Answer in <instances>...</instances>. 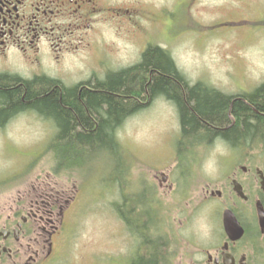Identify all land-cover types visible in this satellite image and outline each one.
Masks as SVG:
<instances>
[{"label":"rangeland","instance_id":"374dc122","mask_svg":"<svg viewBox=\"0 0 264 264\" xmlns=\"http://www.w3.org/2000/svg\"><path fill=\"white\" fill-rule=\"evenodd\" d=\"M104 1L108 10L102 13L103 19L96 23L90 40V31L83 32L89 45L83 47L81 56H64L63 67H76L83 61L87 71H99L102 65L126 68L140 61L147 46L154 45L168 52L189 84L202 81L232 94L251 92L264 82V0ZM110 6L116 9L110 10ZM102 57L104 64L97 63L96 59ZM170 104L158 98L120 123L114 132L122 155L118 172L107 181L106 170L97 164L100 159L111 166V152L97 150L89 155L83 151V158H93L86 170L79 166L55 168L53 155L49 150L44 152V146L56 128L33 113L20 114L0 128V208L26 193L35 177L43 181L39 183H62L66 195L77 196V204L75 198L73 215L68 214L66 221L68 227L56 242L59 256L52 264H128L138 253V246L142 253L158 235L171 239L177 234V198H163L161 188L151 178L156 171L172 169L185 177L181 215L187 219L180 235L195 236L196 224L201 220L194 208V178L203 179L204 169H211V158L219 149L206 143L202 144L203 155L195 158L172 155L176 144L180 149L182 143L175 141L180 124L178 112ZM261 148L264 150V142ZM48 172L52 178L45 176ZM151 201L161 206L156 210L162 227L137 235L117 212L126 213L129 202L137 204L136 212L141 213L140 208L145 207L154 209ZM152 218L158 221L154 212Z\"/></svg>","mask_w":264,"mask_h":264},{"label":"flooded vegetation","instance_id":"af4514ba","mask_svg":"<svg viewBox=\"0 0 264 264\" xmlns=\"http://www.w3.org/2000/svg\"><path fill=\"white\" fill-rule=\"evenodd\" d=\"M104 10H108L104 0H0V74L17 75L23 80L44 75L59 80L66 87H81L79 84L104 79L108 72L123 70V67L113 69L102 65L99 71L94 68L87 71L83 61L76 67L62 66L67 54L81 56L83 47L89 45L84 41L83 32L90 31L87 38L90 40L96 23L103 19ZM102 59L98 58L96 62L104 64ZM68 77L76 78L70 82ZM165 99L178 112L180 133L175 141L181 140L183 144V150L176 144L172 155L195 158L203 155L202 144L206 143L217 146L219 152L211 158V169H204L203 179L202 176L194 178V208L201 220L196 224L195 236L180 235L187 219L181 215L184 212L182 202H185L184 175L176 174L172 169L152 174V183L163 191L161 196L166 199L171 195V200L176 197L179 208L178 221L174 225L177 234L171 239L162 235L152 239L150 249L144 247L143 250L148 249L147 258L154 254L156 264H264L262 144H256L251 138L232 142L217 133L201 142L185 139L177 105L173 100ZM25 112L32 115V109L17 112L0 128ZM230 119L233 120V116L230 115ZM119 125L113 130L114 138ZM51 174L48 172L45 176L52 178ZM35 180L36 177L32 182L30 180L31 186L26 193L0 208V264H52L58 258L56 242L68 227L67 217L73 215L72 205L75 198L77 204V196L66 195L62 183L51 181L59 185L56 189L49 182ZM151 196L153 199V192ZM129 203L131 206L136 204ZM150 203L154 209L145 207L152 212L144 214L143 222L155 223L154 212L158 219L154 227L161 229V217L156 210L161 206ZM122 218L127 223L128 219ZM154 243L157 251L153 250ZM139 249L138 246L136 252L140 253Z\"/></svg>","mask_w":264,"mask_h":264},{"label":"trees","instance_id":"16d2710c","mask_svg":"<svg viewBox=\"0 0 264 264\" xmlns=\"http://www.w3.org/2000/svg\"><path fill=\"white\" fill-rule=\"evenodd\" d=\"M169 56L160 47L149 45L137 63L108 72L102 80L79 84L81 87H66L44 75L23 80L17 75L0 74V125L17 112L31 109L52 117L47 120L58 131L47 150L53 153L55 168L59 169L85 165L93 159L83 158V151L89 155L101 148L111 154L117 152L113 130L126 115L142 108L140 101L146 92L150 97L164 94L175 102L185 139L193 138L201 128V139L217 133L232 142L264 133V82L251 92L232 94L202 81L190 85ZM179 146L182 150L183 145ZM110 156L111 166L100 159L97 164L109 176L107 168H116L120 160L119 155ZM139 212L136 219L126 217L127 228L137 235L144 234L143 230L157 231L155 223L144 224ZM147 250L137 253L128 264H156L154 254L147 258Z\"/></svg>","mask_w":264,"mask_h":264},{"label":"bare ground","instance_id":"6f19581e","mask_svg":"<svg viewBox=\"0 0 264 264\" xmlns=\"http://www.w3.org/2000/svg\"><path fill=\"white\" fill-rule=\"evenodd\" d=\"M183 90V89H182ZM158 98H160V99H164V97L162 96V94H156V95H153L152 97H150V95L149 94H147V92L145 93V98L143 99V101H140V104H141V106L143 107L144 105H148L149 103H151V102H153V101H155V100H158ZM165 98H167V97H165ZM170 100H172V99H170ZM32 112H33V114L34 115H37V116H40V117H42V118H45V120H47V119H49V120H51L52 119V117H49V116H44V115H42L41 113H39V112H37V111H35L34 109L32 110ZM230 112V111H229ZM127 116V115H126ZM125 116V117H126ZM123 119H125V118H123ZM53 120V119H52ZM48 121V120H47ZM203 129L201 128V129H198L195 133H194V135H192V137L194 138V139H196L198 142H201L202 140H204V139H206V137H204V139H201V133L202 132H204V130L202 131ZM58 130H57V128L55 129V132L53 133V136L51 137H49L50 139L48 140V142L46 143V146H44L45 147V150H44V152L45 151H47V147H48V145H49V143H50V141L52 140V138L54 137V135H55V133L57 132ZM191 134H193V133H191ZM188 135H190V134H188ZM220 136H222L221 134H219ZM258 138H259V140H258ZM251 139L253 140V142H257V140H258V142L259 143H257V144H263V142H264V133L263 134H258V136H254V137H251ZM103 149V151L104 150H106L105 148H102ZM52 155H53V153H52ZM113 155H122V153L120 152V151H118L117 150V152L115 151V153H113ZM110 156V155H109ZM119 162H120V160L117 162V165L115 166L116 168H110V169H107V172L109 173V174H115V173H117L118 172V166H119ZM112 165V164H111ZM74 166H79L81 169H84L85 168V166H87L86 164L84 165H74ZM73 166V167H74ZM69 168H71V167H69ZM59 169V168H58ZM61 169H67V168H61ZM84 170H86V169H84ZM107 174V173H106ZM110 175V176H111ZM110 176L109 175H107V177H105V179H104V181H107L109 178H110ZM107 179V180H106ZM106 185H107V183H106ZM127 207H130V209L129 210H126L127 212L126 213H123V214H120L119 215V213L117 212V214H118V216H122V217H128L130 220H132V219H136V218H138V215H136V214H138V212L139 211H135V208L137 209V204H133L132 206L131 205H129V206H127ZM142 209V212H141V214H140V212H139V214L142 216V218L144 217V216H146V215H144V214H146V213H148V214H150V212H152L151 211V209H145V208H140V210ZM147 214V215H148Z\"/></svg>","mask_w":264,"mask_h":264}]
</instances>
